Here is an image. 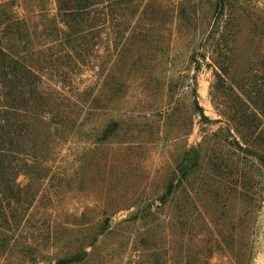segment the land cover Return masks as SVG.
I'll use <instances>...</instances> for the list:
<instances>
[{"label": "rangeland", "instance_id": "rangeland-1", "mask_svg": "<svg viewBox=\"0 0 264 264\" xmlns=\"http://www.w3.org/2000/svg\"><path fill=\"white\" fill-rule=\"evenodd\" d=\"M22 3L24 14L52 7ZM126 7L81 42L64 67L70 82L57 76L62 60L45 65L73 125L50 143L46 167L32 168L46 175L22 231L36 259L15 249L12 261L59 264L83 243L79 264H264V165L228 144L215 107L229 100L224 78L249 91L262 83L264 0Z\"/></svg>", "mask_w": 264, "mask_h": 264}, {"label": "trees", "instance_id": "trees-1", "mask_svg": "<svg viewBox=\"0 0 264 264\" xmlns=\"http://www.w3.org/2000/svg\"><path fill=\"white\" fill-rule=\"evenodd\" d=\"M132 1L48 0L52 7L39 8L37 15L29 9L22 13L20 8H26L24 0H0V33L4 35L0 37V264H19L12 261L15 249L19 257L36 259L37 245L24 237L22 231L30 223L28 215L46 175L32 168L46 167L51 159L50 143L73 125L70 111L63 106L65 98L57 89L44 85V76L49 72L45 65L54 70L53 64L62 60L60 65L67 68L85 37H99L108 15L119 17L120 11L130 9L126 5ZM37 16L43 26L40 35L34 21ZM56 68L58 77L69 80L65 68L61 71ZM219 68L221 72L215 74L222 80V74L228 78L230 66L224 63ZM261 79L260 86L252 82L249 91L240 87L234 81L236 78L231 86H225L224 78L222 86L227 88L229 100L215 101V107L229 125L232 141L228 144L254 155L264 165V76ZM196 106L205 117L197 99ZM114 126L111 123L103 135L112 132ZM29 171L28 182L26 178L22 180ZM185 172L183 169L182 174L186 175ZM174 189L171 185L169 190ZM21 237L24 242L19 240ZM89 256L81 243L58 263L79 264Z\"/></svg>", "mask_w": 264, "mask_h": 264}]
</instances>
